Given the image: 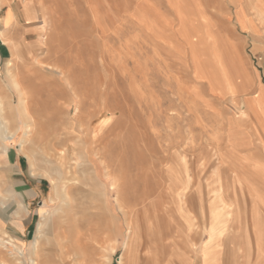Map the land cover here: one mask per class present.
<instances>
[{"label":"rangeland","instance_id":"1","mask_svg":"<svg viewBox=\"0 0 264 264\" xmlns=\"http://www.w3.org/2000/svg\"><path fill=\"white\" fill-rule=\"evenodd\" d=\"M241 8L256 18L255 0H0V264H85L104 221L99 264H264Z\"/></svg>","mask_w":264,"mask_h":264},{"label":"bare ground","instance_id":"2","mask_svg":"<svg viewBox=\"0 0 264 264\" xmlns=\"http://www.w3.org/2000/svg\"><path fill=\"white\" fill-rule=\"evenodd\" d=\"M56 37V36H55ZM56 39V38H55ZM61 42V41H60ZM55 47V46H54ZM11 49V48H10ZM66 49V48H65ZM15 50V49H14ZM11 53V52H10ZM59 53V52H58ZM45 55H46V53H45ZM15 56H16V54H15ZM47 56V55H46ZM32 60V59H31ZM31 62V61H30ZM27 66V65H26ZM26 81H28V80H26ZM43 81V80H42ZM45 82V81H44ZM53 82V81H52ZM56 84H57V82H56ZM20 87H22V84H21V86ZM25 87H27V85L25 86ZM24 88V87H23ZM30 88H32V87H30ZM37 89V88H36ZM38 89H40L39 87H38ZM26 90V89H25ZM22 93V92H21ZM41 94H42V92H40ZM24 94V93H23ZM23 94H21L22 96H23ZM3 95V94H2ZM29 95V94H28ZM26 95H24V97H25ZM44 96V95H43ZM28 97V96H27ZM26 97V98H27ZM41 97H42V95H41ZM23 101L24 100H26V99H22ZM24 103V102H23ZM0 107H1V104H0ZM8 109V108H7ZM26 111V110H25ZM8 115H9V113H8ZM44 120H46V119H44ZM47 121V120H46ZM47 126V125H46ZM64 128V127H63ZM62 128V129H63ZM56 142V141H55ZM62 142V141H61ZM63 142H65V141H63ZM57 143H58V141H57ZM66 143V142H65ZM64 145V144H63ZM53 146V145H52ZM62 146V145H61ZM65 146V145H64ZM22 150V149H21ZM8 169V168H7ZM3 170V169H2ZM238 176V175H237ZM228 177H229V175H228ZM144 179H146V178H144ZM228 179V178H227ZM240 179V178H239ZM241 180V179H240ZM237 181V180H236ZM3 182V181H2ZM144 182V181H143ZM147 183V181L145 180V184ZM156 183V182H155ZM148 184V183H147ZM126 185V184H125ZM147 186V185H146ZM145 186V187H146ZM153 187L152 188H154L155 186L154 185H152ZM148 187V186H147ZM146 187V190L147 189H149L150 188V186H149V188H147ZM126 189V188H125ZM134 191V189L133 188H131L130 189V191ZM142 190L144 191V189L142 188ZM144 191L142 194H147L148 195V193H147V191ZM136 191V190H135ZM152 191V190H151ZM150 191V192H151ZM140 192V191H139ZM138 193V191H136L135 192V194H137ZM229 193V192H228ZM141 194V195H142ZM155 194V193H154ZM130 195V194H129ZM149 196H151L150 195V193H149ZM153 196V195H152ZM141 197V196H140ZM145 197H148V196H146L145 195ZM124 198V197H123ZM127 198H128V196H127ZM127 198H125V199H127ZM160 198V197H159ZM130 199V198H129ZM142 199V198H141ZM140 198H139V200H141ZM232 199V198H231ZM122 200H124V199H122ZM121 200V201H122ZM131 200V199H130ZM132 200H133V198H132ZM132 200H131V202L130 203H132ZM146 200H147V198H146ZM128 201V200H127ZM138 201V200H137ZM145 201V200H144ZM93 202V201H92ZM123 202V201H122ZM142 202V201H141ZM100 203V202H99ZM126 203H128V202H126ZM125 203V204H126ZM139 203V202H138ZM94 204V203H93ZM123 204V203H122ZM134 204V203H133ZM234 204V203H233ZM124 205V204H123ZM144 205V204H143ZM134 206H135V204H134ZM141 206H142V204H141ZM140 206V207H141ZM146 206V205H145ZM93 207V206H92ZM91 207V208H92ZM96 207V206H95ZM136 208H137V206H135ZM75 208V207H74ZM84 208V207H83ZM91 208H89V209H91ZM128 208H130L129 206H128ZM93 209V208H92ZM95 209H97V208H94V210ZM133 209H134V211H135V208L133 207ZM138 209V208H137ZM264 209V208H263ZM129 210V209H128ZM234 211V210H233ZM77 213H78V211H77ZM88 213V212H87ZM129 217L131 216L130 215V211H129ZM134 215V214H133ZM242 216V215H241ZM87 217V216H86ZM133 217V216H132ZM235 217V216H234ZM86 220V219H85ZM102 220V219H101ZM130 220H131V217H130ZM91 221V220H90ZM95 221H96V219H95ZM102 221H104V220H102ZM133 221V220H132ZM90 223V222H89ZM92 223V222H91ZM132 223V222H131ZM231 223V222H230ZM88 224V223H87ZM133 225H134V223H133ZM95 226V225H94ZM84 227V226H83ZM131 228V227H130ZM170 228V227H169ZM231 229V228H230ZM77 231H78V229H77ZM79 232H81V231H79ZM84 231H82V233H83ZM88 232L89 233H87L86 235H87V237H88V240H90L91 242H93V244L92 243H88V242H84L83 241V243H82V245H81V252L80 253H82V251H83V254L84 255H82V256H85L84 257V260H85V258H86V262H87V264H99V262H98V260H97V256H99L100 254H101V249H102V245H103V243H107V240L111 237V221H107L106 223H105V221H104V225H102V223L100 222V223H97V225L95 226V227H93V225H91L90 226V228L88 229ZM134 232V231H133ZM249 233V232H248ZM78 234V233H77ZM229 234V233H228ZM133 235V234H132ZM242 236H243V234H242ZM78 237V236H77ZM131 237V236H130ZM132 238H133V236H132ZM250 238V237H249ZM226 240H227V238H226ZM76 241H78L77 239H76ZM242 242H243V240H241ZM242 242H241V244H242ZM70 243V242H69ZM237 243V242H236ZM75 245V244H74ZM74 245H72V247L74 246ZM77 245H79V243H77ZM65 246V245H64ZM71 246V245H70ZM112 246V245H111ZM68 247V246H67ZM109 247V246H108ZM39 248H41V247H39ZM73 248H75V247H73ZM234 248V247H233ZM71 250H72V248H70ZM129 249V248H128ZM70 250V251H71ZM77 250H78V248H77ZM72 251H76V249L75 250H72ZM105 251V250H104ZM243 251V250H242ZM255 251V250H254ZM42 252V251H41ZM69 252V251H68ZM78 252H79V250H78ZM133 251H131L130 249L129 250H127V254H126V256L127 255H129L130 256V254L132 253ZM223 252H225V251H223ZM246 252H248V251H246ZM38 253V252H37ZM251 253V252H250ZM255 253V252H254ZM79 254V253H78ZM134 254H135V252H134ZM246 254V253H245ZM37 255V259L35 258V260H37L36 261V263L35 264H44L43 263V260H41V257L38 255V254H36ZM44 255V254H43ZM225 255H226V252H225ZM242 255V254H241ZM247 255V254H246ZM46 256V255H45ZM76 256V255H75ZM79 256V255H78ZM134 256V255H133ZM243 256V255H242ZM249 256V255H248ZM36 257V256H35ZM47 257V256H46ZM227 257H228V255H227ZM226 257V258H227ZM232 257H233V255H232ZM251 257V256H250ZM100 258V257H99ZM247 258V257H246ZM239 259H240V256H239ZM243 258H241V260H242ZM248 259V258H247ZM102 260V259H101ZM222 260V259H221ZM233 260V259H232ZM239 261L240 262V264H242V261ZM103 261V260H102ZM229 261V260H228ZM48 262V261H47ZM85 262V261H84ZM86 262H85V264H86ZM246 263H247V261H245ZM249 262V261H248ZM105 263V262H104ZM103 263V264H104ZM131 263V262H130ZM227 263V262H226ZM249 263H251V262H249ZM80 264H83V262L81 263L80 262Z\"/></svg>","mask_w":264,"mask_h":264},{"label":"crops","instance_id":"3","mask_svg":"<svg viewBox=\"0 0 264 264\" xmlns=\"http://www.w3.org/2000/svg\"><path fill=\"white\" fill-rule=\"evenodd\" d=\"M256 18L251 17L245 10L241 8L245 17L249 19L251 23L246 22V30H240L250 35L251 38L255 39L253 45L254 55L259 57L257 62L258 67V80L255 82L254 92L257 98V103L260 104L263 112L262 116L264 119V0H255ZM5 17L2 18V23ZM254 29L255 32H252Z\"/></svg>","mask_w":264,"mask_h":264}]
</instances>
